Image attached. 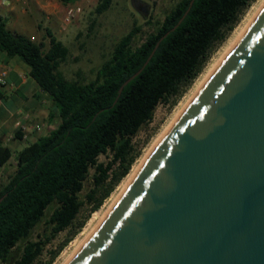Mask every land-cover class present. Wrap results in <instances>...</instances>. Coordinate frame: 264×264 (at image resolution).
<instances>
[{"label": "trees", "instance_id": "trees-1", "mask_svg": "<svg viewBox=\"0 0 264 264\" xmlns=\"http://www.w3.org/2000/svg\"><path fill=\"white\" fill-rule=\"evenodd\" d=\"M59 1L74 4L79 0ZM191 1L178 0L137 47L134 39L141 29L134 27L115 45L91 81L80 75L69 79L61 72L70 49L50 29L46 47L10 30L0 16V49L29 65L31 76L50 95L61 119L54 131L17 155L15 173L0 188V198L7 195L0 203V264H38L46 246L73 229L71 237L44 263L53 264L130 173L139 156L134 137L153 121L160 104L180 98L196 81L216 46L225 42L255 0H195L179 24ZM113 3L98 0L95 13L104 14ZM165 35L149 64L120 94ZM108 153L114 155V162L99 163ZM12 157V151L0 145V166ZM115 164L118 167L112 171ZM92 168L96 188L84 201L80 195ZM87 203L90 212L78 221ZM48 211L47 229L38 240H31Z\"/></svg>", "mask_w": 264, "mask_h": 264}, {"label": "water", "instance_id": "water-1", "mask_svg": "<svg viewBox=\"0 0 264 264\" xmlns=\"http://www.w3.org/2000/svg\"><path fill=\"white\" fill-rule=\"evenodd\" d=\"M68 264H264V6Z\"/></svg>", "mask_w": 264, "mask_h": 264}, {"label": "rangeland", "instance_id": "rangeland-1", "mask_svg": "<svg viewBox=\"0 0 264 264\" xmlns=\"http://www.w3.org/2000/svg\"><path fill=\"white\" fill-rule=\"evenodd\" d=\"M177 1L178 0H114L112 7L108 11L102 15H97L95 13V9L98 5V0H79L74 4H65L59 0H41L43 11L47 10V14H42L41 16L38 15L39 17H36V19L42 21L44 28L47 27L50 29L55 34V36L70 49V56L67 62L62 64L60 68L61 72L69 79H78V75H80L82 80L91 81L95 79L96 70L107 59L110 58L115 45L122 37L132 31L134 27H140L141 31L134 39V46L137 47L141 45L146 37L155 31L159 23L164 20L165 16L174 7ZM258 1L260 0H255L245 11L236 28L240 25L242 20H244V17L247 15L250 8ZM135 2L140 3V8L147 10L146 15H143L136 9L134 5ZM28 5L29 4L27 3H21L22 9L25 10H28ZM72 6L81 7L82 12L71 24L66 25L64 23V17L67 9ZM34 11V9H31L30 15H32ZM7 22L8 26H11L16 22V20L9 17ZM33 23L34 22L32 21V18L24 14L21 17V21H19L20 26L25 25L23 28L29 29H33ZM235 29L230 32L225 42L216 46L203 71L196 81L184 92V94L178 99H171L168 102L160 104L156 109L153 121L144 126L134 137L133 144L135 146L136 152L139 153V156L128 176L125 177L121 183H119L114 192L99 210L109 205L113 199V196L120 190L124 182L128 180L137 166L140 165L150 147L154 144L157 137L168 125L176 108L179 106L182 100H184L192 92L196 82L209 69L210 65L214 61V58L230 42ZM37 31L39 34L46 33V29ZM42 43H44L46 47H49L50 39L47 41H42ZM98 162L105 165L112 164L114 162V155L112 153L102 155ZM117 167L118 164H115L112 171H115ZM16 168L17 164L16 167H6L4 169H0V188L8 182L10 177L15 173ZM95 174L96 170L92 168L85 183V188L80 195L81 199L84 201H87V195L96 188L94 180ZM90 209L91 206L89 203H87L83 208L78 221H82L85 217H87ZM49 218L50 212L48 211L45 221L31 235V240H38L45 232L47 229L46 221L49 220ZM88 223L89 221L87 224ZM87 224L83 230L73 238L71 242L63 247V250L55 259L53 264L64 263L66 257L70 255L75 248L74 242L87 227ZM72 231L73 229H70L60 234L55 240L48 244L38 264H44L49 261L51 253L55 250H58L61 245L71 237Z\"/></svg>", "mask_w": 264, "mask_h": 264}, {"label": "crops", "instance_id": "crops-1", "mask_svg": "<svg viewBox=\"0 0 264 264\" xmlns=\"http://www.w3.org/2000/svg\"><path fill=\"white\" fill-rule=\"evenodd\" d=\"M21 3L29 4L28 10L22 9ZM31 9L35 10L32 15ZM23 14L32 18L33 29L20 26ZM42 14H47V10L43 11L41 0H0V16L6 21L9 17L16 20L13 25L8 26L10 30L28 36L36 43L49 39L48 28H44L43 22L36 19ZM43 29H46V33L39 34L37 30ZM2 80L5 81L4 84ZM0 84L3 93L0 98V145L8 147L13 154L8 163L0 166V169H4L16 167L17 155L54 131L61 119L50 95L31 76L29 65L1 49Z\"/></svg>", "mask_w": 264, "mask_h": 264}, {"label": "bare ground", "instance_id": "bare-ground-1", "mask_svg": "<svg viewBox=\"0 0 264 264\" xmlns=\"http://www.w3.org/2000/svg\"><path fill=\"white\" fill-rule=\"evenodd\" d=\"M264 6V0L258 1L256 4H254L247 15L244 17V20L240 23V25L235 29L234 34L232 35V39L230 42L222 49V51L214 58V61L210 65L209 69L202 75V77L196 82L194 89L192 92L179 104V106L174 111L168 125L164 128V130L160 133V135L157 137L154 144L150 147L149 151L147 152L144 159L141 161L140 165L137 166V168L134 170L132 175L124 182L120 190L113 196V199L109 203V205L105 208H102L101 210L97 211L92 218L89 220V223L87 224V227L84 229V231L80 234L78 239L74 242L75 248L71 252L70 255L66 257V260L63 264H68L72 258H74L77 253L84 247V245L89 241V239L93 236L95 231L98 229L100 224L103 222L113 205L116 203V201L120 198L122 193L125 191V189L128 187L134 176L137 174L139 169L141 168L142 164L144 163L147 156L151 153V151L156 147V145L162 140V138L165 136V134L168 132V130L173 126V124L177 121V119L180 117V115L184 112V110L188 107L189 103L193 100V98L196 96L198 91L203 87V85L206 83V81L209 79V77L213 74V72L218 68V66L221 64V62L224 60L226 55L230 52V50L234 47V45L238 42V40L241 38V36L245 33V31L248 29V27L251 25V23L254 21L258 13L261 11V9Z\"/></svg>", "mask_w": 264, "mask_h": 264}, {"label": "built area", "instance_id": "built-area-1", "mask_svg": "<svg viewBox=\"0 0 264 264\" xmlns=\"http://www.w3.org/2000/svg\"><path fill=\"white\" fill-rule=\"evenodd\" d=\"M81 12H82V9L79 6H72V7L68 8L67 12L65 14V17H64V23L66 25L71 24ZM1 82L3 84L5 83L4 80H2Z\"/></svg>", "mask_w": 264, "mask_h": 264}]
</instances>
